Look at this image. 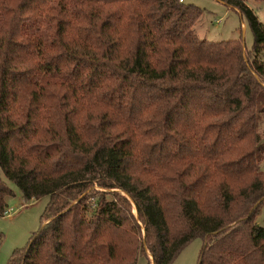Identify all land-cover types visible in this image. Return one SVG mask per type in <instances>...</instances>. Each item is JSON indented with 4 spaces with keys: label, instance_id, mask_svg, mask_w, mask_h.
I'll return each instance as SVG.
<instances>
[{
    "label": "trees",
    "instance_id": "1",
    "mask_svg": "<svg viewBox=\"0 0 264 264\" xmlns=\"http://www.w3.org/2000/svg\"><path fill=\"white\" fill-rule=\"evenodd\" d=\"M222 1L250 48L184 0H0V215L49 195L8 264H264V24Z\"/></svg>",
    "mask_w": 264,
    "mask_h": 264
},
{
    "label": "rangeland",
    "instance_id": "2",
    "mask_svg": "<svg viewBox=\"0 0 264 264\" xmlns=\"http://www.w3.org/2000/svg\"><path fill=\"white\" fill-rule=\"evenodd\" d=\"M184 1L194 3L203 10L194 25L195 31L200 37L221 40L234 38L242 34L243 44L247 48L252 46V33L249 29H242L243 16L237 8L219 0ZM245 2L264 24V0H245ZM260 129L264 131V118L260 123ZM260 167L264 168V158L260 162ZM7 181L14 189L15 194L6 197L8 199L6 213L0 215V231L3 234L0 244V264H8L12 252L26 246L30 235L40 226L41 214L49 199L47 194L27 201L23 198L19 187L11 180ZM257 221L264 226V203L260 207ZM142 230H144L143 226ZM202 243L203 240L200 237L190 240L171 264H197ZM145 251L151 261L150 251L147 247ZM135 264H147V259L144 256H138Z\"/></svg>",
    "mask_w": 264,
    "mask_h": 264
},
{
    "label": "crops",
    "instance_id": "3",
    "mask_svg": "<svg viewBox=\"0 0 264 264\" xmlns=\"http://www.w3.org/2000/svg\"><path fill=\"white\" fill-rule=\"evenodd\" d=\"M219 1H222V0H219ZM241 24H242V29L244 30L246 28L245 22L242 21ZM6 200L8 202V199H6ZM150 258H151V264H153V262H152V256L151 255H150Z\"/></svg>",
    "mask_w": 264,
    "mask_h": 264
},
{
    "label": "water",
    "instance_id": "4",
    "mask_svg": "<svg viewBox=\"0 0 264 264\" xmlns=\"http://www.w3.org/2000/svg\"><path fill=\"white\" fill-rule=\"evenodd\" d=\"M130 200H131V198H129ZM131 202L133 203V205L135 206V204H134V202H133V200H131ZM135 210H136V207H135ZM136 216H137V210H136V214H135Z\"/></svg>",
    "mask_w": 264,
    "mask_h": 264
},
{
    "label": "bare ground",
    "instance_id": "5",
    "mask_svg": "<svg viewBox=\"0 0 264 264\" xmlns=\"http://www.w3.org/2000/svg\"><path fill=\"white\" fill-rule=\"evenodd\" d=\"M133 210H134V213L136 214V210H135V207H134V209H133Z\"/></svg>",
    "mask_w": 264,
    "mask_h": 264
}]
</instances>
